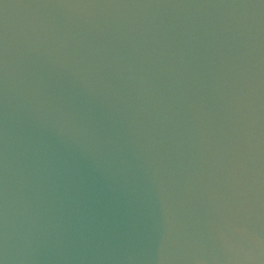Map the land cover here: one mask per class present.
<instances>
[{
    "label": "water",
    "instance_id": "95a60500",
    "mask_svg": "<svg viewBox=\"0 0 264 264\" xmlns=\"http://www.w3.org/2000/svg\"><path fill=\"white\" fill-rule=\"evenodd\" d=\"M0 264H264V0H0Z\"/></svg>",
    "mask_w": 264,
    "mask_h": 264
}]
</instances>
